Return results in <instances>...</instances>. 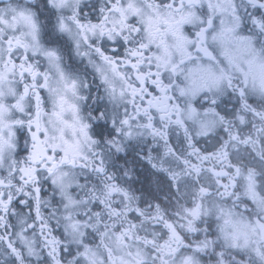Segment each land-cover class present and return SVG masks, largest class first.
I'll use <instances>...</instances> for the list:
<instances>
[{
	"label": "snow or ice",
	"instance_id": "snow-or-ice-1",
	"mask_svg": "<svg viewBox=\"0 0 264 264\" xmlns=\"http://www.w3.org/2000/svg\"><path fill=\"white\" fill-rule=\"evenodd\" d=\"M250 91L264 95V0H0V264H264V151L243 155L264 145V111ZM218 127L201 149L192 133ZM144 141L158 187L191 200L137 195L105 166Z\"/></svg>",
	"mask_w": 264,
	"mask_h": 264
},
{
	"label": "clouds",
	"instance_id": "clouds-1",
	"mask_svg": "<svg viewBox=\"0 0 264 264\" xmlns=\"http://www.w3.org/2000/svg\"><path fill=\"white\" fill-rule=\"evenodd\" d=\"M89 79H91L89 77ZM251 88V85H249ZM197 99H201V102L204 103L205 100L201 97H197ZM225 101H227L226 107L229 112H240V104L238 102V98L235 96H229L226 95L224 97ZM248 102L253 105L257 110L264 111V95H261L257 92H251L248 95ZM222 107H225V105H222ZM249 126H254L255 128H259L262 125V122L257 120L255 117H253L251 114H245ZM229 119H234V116L229 117ZM245 131H248L246 129ZM193 137L198 140L199 147L201 149H207L212 150V145L215 143L213 137L216 138H223V132L218 127L215 132H210L205 136H198L197 133L194 131L192 133ZM256 138V137H254ZM106 142H107V138ZM127 143V142H126ZM173 143L176 145V148L178 151L183 150V146L179 143L178 140H174ZM24 146V141L21 138L20 140V150L22 151ZM148 144L146 141L140 142V143H133L127 147L124 148L122 152H119L115 155L109 154L108 158L104 160L105 166L111 165L110 171L113 172V174L119 173L120 177L124 180L129 181V187L131 190L136 192L137 195L141 194H147V191L149 188H151L152 191L157 192L160 195V200L164 203H168L169 199H171V202L173 205H175L178 201V196L181 197L179 199V203L183 204L184 200L182 196L187 195L189 200L192 199V195L190 191L187 190H181V193H178L177 196H172L171 193L167 191L166 187H158V180L157 177L152 175L153 169L150 168V166L147 164V157L144 156L142 159L138 158V154L142 155L144 150L148 148ZM249 151L243 153L245 157V162L248 160H251L253 155L258 154L261 151H264V145H262L259 142V139L257 140V143L253 145L248 146ZM150 150V149H149ZM99 151V150H97ZM153 156L156 155V153H152ZM258 159V156L256 157ZM71 163V162H69ZM73 172H76L79 174L80 182L88 183V174L87 172L83 171L81 168H73ZM46 190L49 191V197H51L54 194V190L46 185ZM173 192L176 191L175 188L172 190ZM212 191L215 193L216 189L213 187ZM219 199V197H217ZM224 203H226L228 206L233 205L235 203V211L238 213H243L245 216H250L252 219L256 218L257 210L250 202L245 205L244 203H241L240 201L236 200L235 197H225L223 198ZM155 203V201H153ZM209 208L213 207V203L210 200L207 205ZM205 220H211L212 222V228L210 229L211 232H218L219 228L218 225L222 224V220H218L217 216H211V217H204ZM177 226L180 227V221L179 219L176 220ZM201 228L206 229L207 224H201ZM189 240L193 239L196 235H200L201 239H203L202 233H192L188 234ZM210 239L215 240V236L209 237ZM217 243H222V241H217ZM220 249L215 248L213 246V251H219ZM3 255V250L0 249V256ZM231 259L230 256L225 257L226 264ZM238 259V258H237ZM201 264H214L212 261L211 255L205 254L203 256V260L201 261Z\"/></svg>",
	"mask_w": 264,
	"mask_h": 264
}]
</instances>
